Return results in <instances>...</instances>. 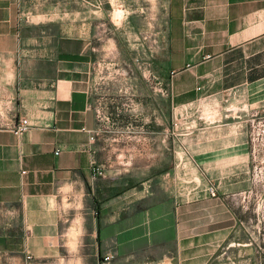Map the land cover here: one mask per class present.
<instances>
[{
    "label": "crops",
    "instance_id": "crops-1",
    "mask_svg": "<svg viewBox=\"0 0 264 264\" xmlns=\"http://www.w3.org/2000/svg\"><path fill=\"white\" fill-rule=\"evenodd\" d=\"M169 9L155 65L172 75L174 127L159 103L158 144L149 131L139 150L103 138L86 36L64 26L56 37L39 26L50 18L0 0V264L61 250L78 264H232L226 202L232 169L247 162L244 118L264 105V0ZM22 117L30 128L15 135Z\"/></svg>",
    "mask_w": 264,
    "mask_h": 264
},
{
    "label": "rangeland",
    "instance_id": "rangeland-1",
    "mask_svg": "<svg viewBox=\"0 0 264 264\" xmlns=\"http://www.w3.org/2000/svg\"><path fill=\"white\" fill-rule=\"evenodd\" d=\"M171 2L17 0L22 17L50 18L44 21L47 25L39 21L44 31L53 30L58 37L65 26L71 28L72 35L86 36L92 55V107L108 144L118 141L121 149L128 143L140 150L143 141L147 142V132L153 131L150 143L157 145L158 130L164 127L159 103L167 117L168 131L174 127L169 114L172 75L164 78L155 65L159 29L168 19ZM244 119L247 162L245 167L233 168L230 177L226 203L231 210L232 231L224 245V256L232 264H264V105ZM169 140L168 135V145ZM129 155L134 154L123 151L120 161L126 162ZM140 156L136 152L134 161H140ZM68 257L69 253L61 250L54 258L32 264H78ZM86 264H91L90 260Z\"/></svg>",
    "mask_w": 264,
    "mask_h": 264
},
{
    "label": "built area",
    "instance_id": "built-area-1",
    "mask_svg": "<svg viewBox=\"0 0 264 264\" xmlns=\"http://www.w3.org/2000/svg\"><path fill=\"white\" fill-rule=\"evenodd\" d=\"M164 92H165V86L163 87ZM30 128V124L26 118H20L17 123H15L11 128L10 131L15 134H22L26 132ZM102 171L99 168H94L93 169V176L101 175ZM111 258V256L107 255L104 257V261H108Z\"/></svg>",
    "mask_w": 264,
    "mask_h": 264
},
{
    "label": "flooded vegetation",
    "instance_id": "flooded-vegetation-1",
    "mask_svg": "<svg viewBox=\"0 0 264 264\" xmlns=\"http://www.w3.org/2000/svg\"><path fill=\"white\" fill-rule=\"evenodd\" d=\"M163 86H165V79H164V81H163Z\"/></svg>",
    "mask_w": 264,
    "mask_h": 264
}]
</instances>
